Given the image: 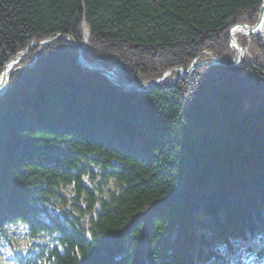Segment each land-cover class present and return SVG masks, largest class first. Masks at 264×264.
Returning <instances> with one entry per match:
<instances>
[{"label": "trees", "instance_id": "16d2710c", "mask_svg": "<svg viewBox=\"0 0 264 264\" xmlns=\"http://www.w3.org/2000/svg\"><path fill=\"white\" fill-rule=\"evenodd\" d=\"M261 2L0 0V74L31 41L80 44L84 24L83 58L125 64L122 82L205 50L231 61L229 27ZM249 51L129 92L63 38L32 47L0 99V264H264V61Z\"/></svg>", "mask_w": 264, "mask_h": 264}, {"label": "water", "instance_id": "95a60500", "mask_svg": "<svg viewBox=\"0 0 264 264\" xmlns=\"http://www.w3.org/2000/svg\"><path fill=\"white\" fill-rule=\"evenodd\" d=\"M263 12H264V0H263V2H262V5H261V9H260V13H259V17H258V20H257V22H256V24L254 25V26H252V27H247L246 25H243L244 27H247V28H249V29H255L257 26H258V24L261 22V20H262V15H263ZM59 37H65L64 35H62V34H59L56 38H59ZM67 37V39H70V41H71V43L75 46V49H76V57H77V59H78V62H79V64L85 69V70H87V71H95V72H98V73H101V74H108V75H113V72L112 71H109V70H107V69H105V68H101V67H99V66H96V65H92V64H84L83 62H82V55H81V49H80V47L73 41V39H72V37L71 36H66ZM31 45V44H30ZM30 45L27 47V49L28 48H30ZM217 61V60H216ZM221 64H223V65H225V66H230V64L229 63H221ZM193 67V66H192ZM191 70V69H190ZM158 81H155V82H152V84H154V83H157ZM0 94H1V92H0Z\"/></svg>", "mask_w": 264, "mask_h": 264}, {"label": "rangeland", "instance_id": "374dc122", "mask_svg": "<svg viewBox=\"0 0 264 264\" xmlns=\"http://www.w3.org/2000/svg\"><path fill=\"white\" fill-rule=\"evenodd\" d=\"M84 31H85V35L86 36H88V32H87V29L85 28L84 29ZM237 36H238V40H239V38L240 39H247V41H245V43L247 44V46L245 47H243L244 48V50H245V52L247 53V55L249 54L248 52H251V51H249V48H252V49H254V52H255V54L257 55V56H259V59H260V62H262V60H264V46L262 45V47H261V53L260 52H258L257 51V45L254 43V44H252L251 43V41H250V39H249V36H244V38L243 37H239L240 36V34H237ZM259 39H260V37H259ZM248 41H250V43L248 44ZM228 42H229V40H228ZM240 42V41H239ZM261 42V41H260ZM262 44V43H261ZM242 45V44H241ZM20 54V53H19ZM235 54H236V52H235ZM261 56V57H260ZM262 58V59H261ZM14 60V59H13ZM18 57H17V59H15V63H17L18 62ZM120 64V63H119ZM118 64V65H119ZM17 64H15V66H16ZM14 66V67H15ZM122 67V69H123V71H121L120 73H118V75L120 74V75H124L125 73H128V68L126 67V66H121ZM112 69V68H111ZM167 71V70H166ZM162 75H163V73H162ZM118 80V79H117ZM119 82H121V83H124V82H122L121 80H118ZM127 81V82H126ZM132 82V80H125V83L124 84H120V85H125V86H129V87H132L133 86V83H131ZM147 82H149V81H144L143 82V85H148V83Z\"/></svg>", "mask_w": 264, "mask_h": 264}, {"label": "bare ground", "instance_id": "6f19581e", "mask_svg": "<svg viewBox=\"0 0 264 264\" xmlns=\"http://www.w3.org/2000/svg\"><path fill=\"white\" fill-rule=\"evenodd\" d=\"M263 22H264V17H263V19H262V21H261V24H260V26L258 27V29H260L261 27H262V25H263ZM239 29H235V30H233L232 31V34L234 35L235 33H236V31H238ZM85 31L83 30V33H84ZM240 53H242V52H240ZM12 66V63L11 64H8L7 65V67H6V69H5V73H4V75H6V74H8V71H9V69H10V67ZM187 71H191L190 69L189 70H187ZM187 71H185V72H187ZM188 75H190V73H186V74H184L183 76H181V78L182 77H185V76H188ZM3 78H4V76H3ZM3 81H4V79H2V81H1V89L3 88L2 86H4V85H2L3 84ZM87 92L88 91H90V90H86Z\"/></svg>", "mask_w": 264, "mask_h": 264}]
</instances>
